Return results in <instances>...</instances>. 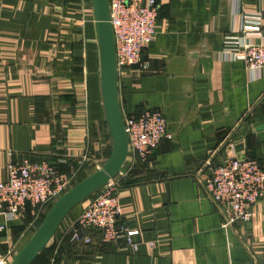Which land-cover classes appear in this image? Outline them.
Segmentation results:
<instances>
[{
	"label": "crops",
	"instance_id": "0c3cea01",
	"mask_svg": "<svg viewBox=\"0 0 264 264\" xmlns=\"http://www.w3.org/2000/svg\"><path fill=\"white\" fill-rule=\"evenodd\" d=\"M156 1L148 66L116 76L121 116L160 109L172 133L149 164L128 152L122 165L120 220L138 230L139 249L103 243L92 231V244L59 251L84 199L30 264H264V196L250 221L224 228L196 179L230 144L264 165V70L249 73L243 61L217 54L240 16L264 11V0ZM111 149L92 0H0V181L7 163L42 157L89 176ZM31 219H9L0 208V253L10 263L36 230Z\"/></svg>",
	"mask_w": 264,
	"mask_h": 264
},
{
	"label": "built area",
	"instance_id": "2783aa9c",
	"mask_svg": "<svg viewBox=\"0 0 264 264\" xmlns=\"http://www.w3.org/2000/svg\"><path fill=\"white\" fill-rule=\"evenodd\" d=\"M112 29L116 75L133 66L145 69L143 54L156 33L158 3L156 0H107ZM264 11L246 12L238 27L223 36L218 58L243 61L247 71L264 70ZM132 160L149 164L155 148L163 139H171L165 116L160 109L144 108L136 115L122 117ZM196 174L206 195L220 214L224 228L250 221L253 205L264 196V165L256 158L240 157L230 144L227 156L218 164L206 163ZM77 171L58 168L48 158L9 162L6 177L0 181V208L9 218L31 220L43 217L49 207L74 184ZM105 185L89 195L87 204L66 228L62 237L78 245L93 243L92 231L103 243L124 242L131 252L139 249L134 240L138 230L120 220L118 187L127 170L122 169ZM2 228V226H0ZM153 249L155 241H147ZM9 252L0 253V264H10ZM264 257V253H263Z\"/></svg>",
	"mask_w": 264,
	"mask_h": 264
},
{
	"label": "water",
	"instance_id": "95a60500",
	"mask_svg": "<svg viewBox=\"0 0 264 264\" xmlns=\"http://www.w3.org/2000/svg\"><path fill=\"white\" fill-rule=\"evenodd\" d=\"M100 56V87L112 149L99 169L63 193L46 211L30 239L10 264H30L53 236L64 216L78 203L101 188L122 170L127 155V137L119 109L116 89L114 41L107 0H92Z\"/></svg>",
	"mask_w": 264,
	"mask_h": 264
},
{
	"label": "rangeland",
	"instance_id": "374dc122",
	"mask_svg": "<svg viewBox=\"0 0 264 264\" xmlns=\"http://www.w3.org/2000/svg\"><path fill=\"white\" fill-rule=\"evenodd\" d=\"M101 167V166H100ZM100 167H98V169L100 168ZM87 175H88V172H85V171H83V169H79L78 171H77V173H76V176H75V180H74V185L76 184V183H78L79 181H81L82 179H84L85 177H87ZM117 177H119L120 175L119 174H117L116 175ZM73 185V186H74ZM46 213V212H45ZM42 219H43V217H40V218H38V219H36V220H32L31 221V227H32V232H33V230L34 229H36L38 226H39V224L41 223V221H42ZM57 231H58V228L56 229ZM56 232V231H55ZM54 237H55V234H54V236H53V239H54ZM51 239V238H50ZM56 239V238H55ZM50 242H49V244L50 243H52V241L51 240H49ZM63 244V243H62ZM64 245H65V243H64ZM56 246V245H55ZM60 246V245H59ZM39 257V256H38ZM40 258H37V260H39ZM54 259H58V257H57V253H55V257H54ZM37 260H35L34 262H32L33 264H35L36 263V261ZM45 260H47V258L45 259ZM44 260V261H45ZM31 263V264H32Z\"/></svg>",
	"mask_w": 264,
	"mask_h": 264
},
{
	"label": "trees",
	"instance_id": "16d2710c",
	"mask_svg": "<svg viewBox=\"0 0 264 264\" xmlns=\"http://www.w3.org/2000/svg\"><path fill=\"white\" fill-rule=\"evenodd\" d=\"M45 215V214H44ZM44 215H43V217H44ZM64 243H65V245H64ZM70 246V247H73L75 244L74 243H72V242H70L69 241V238L68 237H65V239L63 240V244L59 247V251H61V249H62V247L63 246ZM46 247V246H45Z\"/></svg>",
	"mask_w": 264,
	"mask_h": 264
}]
</instances>
